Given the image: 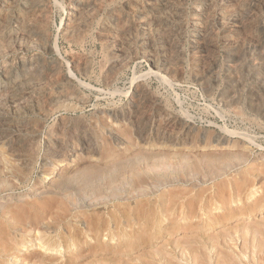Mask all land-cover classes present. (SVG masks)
I'll return each mask as SVG.
<instances>
[{"label":"rangeland","instance_id":"1","mask_svg":"<svg viewBox=\"0 0 264 264\" xmlns=\"http://www.w3.org/2000/svg\"><path fill=\"white\" fill-rule=\"evenodd\" d=\"M11 1H0V264H264V0ZM201 12L213 26L196 50ZM217 13L224 27L238 19L227 37Z\"/></svg>","mask_w":264,"mask_h":264},{"label":"bare ground","instance_id":"2","mask_svg":"<svg viewBox=\"0 0 264 264\" xmlns=\"http://www.w3.org/2000/svg\"><path fill=\"white\" fill-rule=\"evenodd\" d=\"M0 1H1V0H0ZM2 1H3V0H2ZM17 1H18V0H17ZM28 1H35L37 4H39V5L41 4V5H42L43 1H45V0H24V1L22 2V4H20V5H21V6L23 5V6L25 7V3L28 2ZM46 1H47V0H46ZM46 1H45V2H46ZM72 1H73V0H72ZM91 1H92V0H91ZM98 1H100V0H98ZM98 1H97V3H98ZM150 1H151V0H150ZM153 1H154V0H153ZM156 1H158V0H156ZM159 1H160V0H159ZM170 1H171V0H170ZM198 1H201V0H198ZM205 1H206V0H205ZM216 1H217V0H216ZM218 1H219V0H218ZM237 1H238V0H237ZM242 1H243V0H242ZM242 1H241V2H242ZM11 2H14V1L12 0ZM48 2H49V0H48ZM70 2H71V1H70ZM70 2H69V3H70ZM81 2H82V1H81ZM86 2H87V1H86ZM89 2H90V1H89ZM93 2H94V0H93ZM148 2H149V0H148ZM168 2H169V1H168ZM191 2H192V0H191ZM207 2H208V1H207ZM221 2H222V0H221ZM3 3H5V2H3ZM36 3H35V4H36ZM83 3H84V1H83ZM83 3H82V4H83ZM94 3H96V2H94ZM99 3H101V2H99ZM99 3H98V4H99ZM185 3H186V2H185ZM192 3H193V2H192ZM201 3H204V0H203V2H201ZM7 4H8V3H7ZM14 4H15V3H14ZM16 4H17V2H16ZM28 4H29V3H28ZM35 4H34V5L32 4V5L35 7ZM48 4H49V3H48ZM87 4H88V3H87ZM91 4H93V3H91ZM153 4H154V3H152V5H153ZM162 4H163V3H162ZM167 4H168V3H167ZM167 4H166V5H167ZM169 4H170V3H169ZM182 4H183V3H182ZM210 4H212V3L210 2ZM214 4H215V3H214ZM10 5H11V4H10ZM12 5H13V3H12ZM43 5H45V3H43ZM73 5H74V4H73ZM94 5H95V4H94ZM94 5H93V7H94ZM100 5H101V4H100ZM112 5H113V4H112ZM198 5H199V4H198ZM216 5H217V4H216ZM239 5H240V4H239ZM244 5H245V4H244ZM1 6L3 7V5H1ZM28 6H29V5H28ZM37 6H38V5H37ZM47 6H48V5H47ZM58 6H59V5H58ZM95 6H96V5H95ZM116 6H117V5H116ZM146 6H147V5H145V7H146ZM163 6H164V5H163ZM167 6H168V5H167ZM170 6H171V4H170ZM194 6H195V5H194ZM201 6H202V5H201ZM203 6H204V5H203ZM206 6H207V5H206ZM248 6H249V5H248ZM4 7H5V6H4ZM12 7H13V6H12ZM26 7H27V6H26ZM61 7H63V6H61ZM76 7H77V8H75V9L72 10V11L74 12V14L76 13L75 11H77V10H81V9H82V8H80V5H79L78 3L76 4ZM82 7H83V5H82ZM85 7H86V6H85ZM89 7H90V6H89ZM106 7H107V6H106ZM160 7H161V4H160ZM164 7H165V6H164ZM164 7H163V8H164ZM173 7H174V6H173ZM208 7H209V6H208ZM211 7H212V6H210V8H211ZM214 7H215V6H214ZM7 8H8V6H7ZM18 8H19V7H18ZM42 8H43V7H42ZM71 8H72V7H71ZM73 8H74V7H73ZM95 8H96V7H94V9H95ZM103 8H104V7H103ZM113 8H114V7H113ZM116 8H117V7H116ZM149 8H150V7H149ZM149 8H147V11H148ZM161 8H162V7H161ZM166 8H167V7H166ZM192 8H193V7H192ZM195 8H197V7H195ZM205 8H206V7H205ZM215 8H216V7H215ZM217 8H218V7H217ZM217 8H216V9H217ZM225 8H226V7H225ZM8 9H9V8H8ZM11 9H12V8H11ZM11 9H10V10H11ZM14 9H15V8H14ZM44 9H45V8H44ZM47 9H48V8H47ZM68 9H69V8H68ZM88 9H89V8H88ZM153 9H154V8H153ZM157 9H158V7H157ZM176 9H177V8H176ZM206 9H207V8H206ZM208 9H209V8H208ZM226 9H227V8H226ZM240 9H241V8H240ZM245 9H246V8H244V11H245ZM12 10H13V9H12ZM42 10H43V9H42ZM66 10H67V9H66ZM83 10H84V9H83ZM98 10H99V9H98ZM98 10H96V11H98ZM117 10H118V9H117ZM124 10H125V9H124ZM140 10H141V9H140ZM142 10H143V8H142ZM145 10H146V9H145ZM151 10H152V9H151ZM162 10H163V9H162ZM167 10H169V9H167ZM172 10H173V9H172ZM172 10H171V11H172ZM192 10H194V9H192ZM209 10H210V9H209ZM209 10H208V11L206 10L207 13L209 12ZM224 10H225V9H224ZM7 11H8V10H7ZM7 11H6V13H7ZM19 11H20V10H19ZM27 11H28V10H27ZM30 11H31V8H30ZM32 11H33V9H32ZM62 11H63V10H62ZM81 11H82V10H81ZM138 11H139V10H138ZM152 11H153V10H152ZM152 11H151V12H152ZM171 11H170V12H171ZM218 11H220V9H219ZM234 11H235V10H233V13H234ZM241 11H242V10H241ZM246 11H247V10H246ZM3 12H4V11H3ZM14 12H15V11H14ZM14 12H13V13H14ZM22 12H25V11L23 10ZM34 12H35V11H34ZM34 12H32V13H34ZM40 12H41V11H40ZM43 12H45V10H43ZM46 12H47V11H46ZM46 12H45V13H46ZM87 12H88V10H87ZM115 12H116V11H115ZM139 12H140V11H139ZM139 12H138V13H139ZM142 12H143V11H142ZM154 12H155V11H154ZM160 12H161V11H160ZM197 12H198V11H197ZM202 12H203V11H202ZM202 12H201V13H202ZM204 12H205V11H204ZM211 12H212V10H211ZM211 12H209V13H210V15L212 16ZM222 12H223V10H222ZM238 12H239V10H238ZM8 13H9V12H8ZM8 13H7V15H6L7 17H5V18H3V19L6 20V18H7V19L9 18L10 15L8 16ZM17 13H18V12H17ZM25 13H26V12H25ZM29 13H30V12H29ZM70 13H71V11H70ZM70 13H69V15H70ZM82 13H84V12H82ZM85 13H86V12H85ZM144 13H145V12H144ZM146 13H147V12H146ZM163 13H164V10H163ZM167 13H168V12H167ZM191 13H192V12H191ZM191 13H190V14H191ZM193 13H194V12H193ZM235 13H236V12H235ZM235 13H234V14H235ZM251 13H252V12H251ZM26 14H27V13H26ZM36 14H37V13H36ZM78 14H79V13H78ZM78 14H77V15H78ZM91 14H93V13H91ZM96 14H97V13H96ZM96 14H95V15H96ZM111 14H112V13H111ZM151 14H152V13H151ZM151 14H150V15H151ZM153 14H154V13H153ZM164 14H165V13H164ZM164 14H160V16H161V15H164ZM172 14H173V13H172ZM196 14H197V13H196ZM218 14H219V13H217V15H218ZM226 14H227V13H226ZM240 14H241V12H240ZM240 14H238V18H239V15H240ZM248 14H249V13H248ZM4 15H5V14H4ZM16 15H17V14H16ZM18 15H19V14H18ZM18 15H17V16H18ZM30 15H31V13H30ZM37 15H38V14H37ZM42 15H44V14H42ZM47 15H48V14H47ZM84 15H85V14H84ZM116 15H118V14L116 13L115 16H116ZM141 15H142V13H141ZM145 15H146V14H145ZM148 15H149V14H148ZM156 15H159V14H157V11H156ZM168 15H169V13H168ZM179 15H181V13H180ZM197 15H199V14H197ZM206 15L208 16V14H206ZM206 15H205V16H206ZM215 15H216V14H215ZM223 15H224V14H223ZM228 15H229V13L227 14V17L229 18L230 15H229V16H228ZM242 15H243V14H242ZM19 16H20V15H19ZM31 16H32V15H31ZM39 16H40V15H39ZM44 16H45V15H44ZM44 16H43V17H44ZM70 16H71V15H70ZM73 16H75V15H73ZM79 16H81V15H79ZM190 16H191V15H190ZM195 16H196V15H195ZM203 16H204V13L200 14L198 18H195V19L193 18L192 21H191V23H190V24H191V27H190V28L187 27V29H188V28L190 29L189 34L191 33V36H192L191 38H190V37H189V38H190V39L194 38V40L196 41L195 43H193V44L196 46V47H195L196 50H197V49H199V50L202 49V46H201L200 44L204 43V42H203V40H204V36L206 35V33H207L208 31H210V30L212 29V26H213V25H211L210 23H207V22L205 21L206 18L203 19ZM221 16H222V13H221ZM221 16L219 17V15H218V17H214V18H215V23H216V25L218 26V29L220 28V29L222 30V33L225 34V37H227L228 33L230 32V31H229V28L232 27L233 25H235V26L237 27V24H238V23H237V20H238V19L236 20V18H234L233 14H232L231 16H233V17H231L230 19H226V20H228V22H230V24H231L230 27H228V26L226 25V26L228 27V28H227L226 26L224 27V25H225V24H224V21H225V20H224V18L221 17ZM224 16H225V15H224ZM1 17H2V16H1ZM10 17H12V15H11ZM13 17H14V16H13ZM25 17H27V16H25ZM35 17H36V16H35ZM35 17H34V19H36V18L38 19V16H37L36 18H35ZM40 17H41V16H40ZM77 17H78V16H77ZM88 17H89V16H88ZM142 17H143V16H142ZM142 17H141V18H142ZM148 17H149V16H148ZM164 17H165V19H166V16H164ZM170 17H171V15H170ZM181 17H182V16H181ZM196 17H197V16H196ZM209 17H210V16H209ZM209 17H207V18H209ZM240 17H241V15H240ZM246 17L248 18V16H246ZM250 17H251V16H250ZM250 17H249V18H250ZM262 17H263V16H262ZM14 18H15V17H14ZM20 18H21V17H20ZM20 18H19V19H20ZM23 18H24V17H23ZM32 18H33V17H32ZM82 18H84V17H82ZM85 18H86V17H85ZM117 18H118V17H117ZM141 18H140V20H142ZM153 18H154V17H153ZM156 18H158V17H156ZM156 18H155V19H156ZM167 18H168V17H167ZM171 18H172V17H171ZM173 18H174V17H173ZM178 18H179V17H178ZM186 18H187V17H186ZM211 18H213V16H212ZM247 18H246V19H247ZM251 18H254V17L252 16ZM251 18H250V19H251ZM16 19H17V18H16ZM29 19H31V18H29ZM42 19H43V18H42ZM69 19H70V18H69ZM89 19H90V17L88 18V20H89ZM145 19H147L146 16H145ZM148 19H149V18H148ZM165 19H163V20L165 21ZM168 19H170V18H168ZM241 19H243V18H241ZM20 20H21V19H20ZM27 20H28V19H27ZM39 20H40V19H39ZM70 20H71V19H70ZM78 20H79V19H78ZM80 20H81V19H80ZM85 20H86V19H85ZM85 20H84V21H85ZM116 20H118V19H116ZM151 20H152V19H151ZM182 20H183V19H182ZM187 20H188V19H187ZM211 20H212V19H211ZM213 20H214V19H213ZM243 20H244V19H243ZM252 20H253V19H252ZM254 20H255V19H254ZM1 21H3V20H1ZM36 21H37V20H36ZM41 21H42V20H41ZM72 21H73V20H72ZM130 21H131V20H130ZM134 21H135V20H134ZM153 21H154V20H153ZM153 21H152V22H153ZM157 21H158V20H157ZM172 21H173V20H172ZM174 21H175V20H174ZM188 21H190V19H189ZM188 21H187V22H188ZM207 21H208V20H207ZM241 21H242V20H241ZM247 21H249V20H247ZM250 21H251V20H250ZM3 22H4V21H3ZM3 22H2V23H3ZM18 22H19V21H18ZM67 22H68V21H67ZM74 22H75V21H74ZM74 22H73V23H74ZM80 22H81V21H79V23H78L79 25H80ZM85 22H87V21H85ZM89 22H90V21H89ZM92 22H93V21H92ZM119 22H121V21H119ZM158 22H159V21H158ZM176 22H177V21H176ZM244 22H245V20H244ZM259 22H260V21H259ZM10 23H11V22H10ZM12 23H13V22H12ZM24 23H25V22H24ZM30 23H31V22H30ZM38 23H41V22H38ZM82 23H83V22H82ZM127 23H128V22H127ZM137 23H138V22H137ZM164 23H165V22H164ZM182 23H183V22H182ZM215 23H214V24H215ZM225 23H226V22H225ZM3 24H4V23H3ZM16 24H17V22H16ZM27 24H29V23H27ZM41 24H42V23H41ZM75 24H76V23H75ZM75 24H73V25H75ZM90 24H91V23H90ZM150 24H151V23H150ZM159 24L162 25L161 22H160ZM178 24H179V23H178ZM184 24H185V23H184ZM223 24H224V25H223ZM226 24H227V23H226ZM243 24H244V23H243ZM254 24H258V23H254ZM260 24H261V23H260ZM11 25H12V24H11ZM83 25H84V23H83ZM122 25H124V24L122 23ZM138 25H140V28H138V29H140L141 33H143V32H142V28L147 27L149 24H148L146 21H142V22H140ZM138 25H135V24H134L133 27H135V26L138 27ZM152 25H153V24H152ZM155 25H156V24H155ZM160 25H159V26H155V27H156V28H157V27L159 28ZM186 25H187V23H186ZM241 25H242V24H241ZM250 25H251V24H250ZM2 26H3V25H2ZM5 26H6V25H5ZM17 26H18V25H17ZM37 26H38V25H37ZM41 26H42V25H41ZM45 26H46V25H45ZM67 26H68V25H67ZM67 26H66V27H67ZM70 26H71V24L69 23V26H68V27H70ZM119 26H120V25H119ZM130 26L132 27V25H130ZM182 26H183V25H182ZM214 26H215V25H214ZM235 26H234V27H235ZM253 26H254V25H253ZM256 26H257V25H256ZM3 27H4V26H3ZM13 27H15V26H13ZM38 27H39V26H38ZM43 27H44V25H43ZM43 27H42V28H43ZM77 27H78V26H77ZM81 27H82V26H81ZM88 27H89V26H88ZM131 27H130V28H131ZM137 27H136V28H137ZM161 27H163V26H161ZM172 27H173V26H172ZM175 27H176V26H175ZM178 27H179V26H178ZM183 27H184V26H183ZM183 27H181V28H183ZM185 27H186V26H185ZM236 27H235V28H236ZM0 28H1V27H0ZM6 28H7V27H6ZM10 28H11V27H10ZM29 28H32V27H29ZM70 28H71V27H70ZM70 28H69V29L66 28V31H67V29L70 31V30H71ZM82 28H83V27H82ZM119 28H120V27H119ZM128 28H129V27H128ZM128 28H127V30H128ZM152 28H153V26H152ZM156 28H155V29H156ZM179 28H180V27H179ZM179 28H178V29H179ZM214 28H215V27H214ZM214 28H213V31H214ZM216 28H217V27H216ZM257 28H258V27H257ZM4 29H5V28H4ZM34 29L36 30V28H34ZM34 29H32V30H34ZM45 29H46V27H45ZM72 29H73V27H72ZM85 29H86V28H85ZM87 29H88V28H87ZM123 29H124V28H123ZM123 29H122V30H123ZM147 29H149V28H147ZM150 29H151V28H150ZM150 29H149V32H150ZM162 29H163V28H162ZM168 29H169V28H168ZM168 29H167V31H168ZM238 29H239V28H238ZM250 29H251V28H250ZM1 30H2V29H1ZM8 30H9V29H8ZM10 30H12V29H10ZM10 30H9V31H10ZM18 30H19V29H18ZM25 30H26V29H25ZM46 30H47V29H46ZM63 30H64V29H63ZM83 30H84V29H83ZM117 30H118V29H117ZM135 30H137V29H135ZM176 30H177V29H176ZM176 30H175V31H176ZM235 30H236V29H235ZM239 30H240V29H239ZM12 31H13V30H12ZM16 31H17V30H16ZM19 31H20V30H19ZM28 31H29V30H28ZM36 31H37V30H36ZM36 31H33V32H36ZM38 31H39V30H38ZM38 31H37V32H38ZM44 31H45V30H44ZM44 31H42V32H44ZM74 31H75V30L73 29L72 32H74ZM79 31H80V28H79ZM140 31H139V32H140ZM144 31H145V30H144ZM160 31H161V30H160ZM175 31H174V32H175ZM179 31H182V30H179ZM187 31H188V30H187ZM211 31H212V30H211ZM215 31H216V30H215ZM228 31H229V32H228ZM231 31H232V30H231ZM233 31H234V30H233ZM245 31H246V30H245ZM245 31H242L243 34L246 33ZM248 31H249V30H247V32H248ZM255 31H257V29H256ZM3 32L5 33V31H3ZM6 32H7V31H6ZM31 32H32V31H31ZM40 32H41V31H40ZM45 32H46V31H45ZM72 32H71V33H72ZM77 32H78V31H77ZM84 32H85V31H84ZM119 32H120V31H119ZM136 32H138V31H136ZM146 32H147V31H146ZM154 32H156V31H154ZM162 32H164V31L162 30ZM172 32H173V31H172ZM172 32H170V30H169V34L172 33ZM177 32H178V31H177ZM182 32H184V31H182ZM0 33H2V32H0ZM9 33H10V32H9ZM82 33H83V32H82ZM141 33H137V34H140V35H141ZM184 33H185V32H184ZM217 33H218V30H217ZM217 33H216V34H217ZM248 33H249V32H248ZM251 33H252L251 35H253L254 31L251 32ZM256 33H257V32H256ZM10 34H12V33H10ZM14 34H15V33H14ZM17 34H18V33H17ZM34 34H35V33H34ZM41 34H44V33H41ZM79 34H81V31H80ZM79 34H75V35H79ZM152 34H153V33H152ZM152 34H151V35H152ZM159 34H160V33H159ZM161 34H162V33H161ZM173 34H175V33H173ZM181 34H182V33H181ZM185 34H186V33H185ZM246 34H247V33H246ZM246 34H245V35H246ZM260 34H261V32H260ZM0 35H1V34H0ZM18 35H19V34H18ZM18 35H17V36H18ZM49 35H50V34H49ZM71 35H72V34H71ZM147 35H148V34H147ZM167 35H168V34H167ZM170 35H171V37H172V34H170ZM176 35H177V34H176ZM176 35H173V36H176ZM178 35H179V34H178ZM178 35H177V36H178ZM238 35H239V32H238ZM241 35H242V33H241ZM247 35H248V34H247ZM247 35H246V36H247ZM249 35H250V33H249ZM256 35H257V34H256ZM261 35H262V34H261ZM8 36H9V34H8ZM13 36H14V35H13ZM21 36H23V35H21ZM21 36H20V37H21ZM44 36H45V35H44ZM80 36H81V35H80ZM144 36H145V35H144ZM156 36H157V33H156ZM188 36H189V35H188ZM211 36H212V35H211ZM220 36H222V35H220ZM234 36H235V32H234ZM236 36H237V35H236ZM236 36H235V37H236ZM242 36H244V35H242ZM258 36H259V34H258ZM24 37H25V35H24ZM27 37H28V36H27ZM37 37H38V36H37ZM69 37H70V36H69ZM139 37H140V36H139ZM168 37H169V36H168ZM171 37H169V39H171ZM179 37H180V36H179ZM225 37H224V38H225ZM230 37H231V36H230ZM248 37H249V36H248ZM248 37H247V39H248ZM254 37H255V36H254ZM2 38H3V37H2ZM10 38H11V37H10ZM45 38H47V37H45ZM73 38H74V37H73ZM78 38H79V37H78ZM132 38H133V37H132ZM137 38H138V36H137ZM137 38H136V39H137ZM151 38H152V36H151ZM155 38H156V37H155ZM165 38H166V37H165ZM175 38H176V37H175ZM175 38H174V39H175ZM180 38H181V37H180ZM182 38H184V37H182ZM208 38H210V37H208ZM214 38H215V37H214ZM214 38H213V39H214ZM237 38H238V37H237ZM240 38H241V36H240ZM256 38H257V37H256ZM8 39H9V37H8ZM32 39H33V38H32ZM148 39H149V38H148ZM158 39H160V38H158ZM177 39H178V38H177ZM187 39H188V38H187ZM233 39H235V38H233ZM251 39H252V36H251ZM2 40H3V39H2ZM5 40H6V39H5ZM40 40H42V39H40ZM43 40H44V38H43ZM69 40H70V39H69ZM139 40H140V39H139ZM156 40H157V39H156ZM164 40H165V39H164ZM164 40H163V41H164ZM167 40H168V39H167ZM175 40H176V39H175ZM175 40H173V41H175ZM181 40H182V39H181ZM211 40H212V39H211ZM218 40H219V39H218ZM220 40H221V38H220ZM227 40H228V39H227ZM253 40H255V39H253ZM16 41H17V40H16ZM23 41H24V40H23ZM23 41H21V42H23ZM25 41H26V39H25ZM31 41H33V40H31ZM34 41H35V38H34ZM45 41H46V40H45ZM76 41H77V40H76ZM140 41H141V40H140ZM144 41H146V40H144ZM149 41H150V40H149ZM161 41H162V40H161ZM171 41H172V40H171ZM173 41H172V42H173ZM186 41H187V40H186ZM207 41H208V40H207ZM214 41H215V40H214ZM225 41H226V40H225ZM229 41H230V40L227 41L228 44H229ZM246 41H247V40H246ZM260 41H261V40H260ZM260 41H258V42H260ZM0 42H1V41H0ZM2 42L5 43V41H2ZM2 42H1V43H2ZM6 42H7V41H6ZM13 42H14V41H13ZM27 42H28V41H27ZM29 42H30V41H29ZM41 42H42V41H41ZM138 42H139V41H138ZM158 42H159V41H158ZM164 42H165V41H164ZM164 42H162V43H164ZM166 42H167V41H166ZM175 42H176V41H175ZM188 42H189V41H188ZM211 42H212V41H210V43H211ZM219 42H220V41H219ZM247 42H249V41H247ZM251 42L253 43V41H251ZM258 42H257L256 44H258ZM17 43H20V42H17ZM25 43H26V42H25ZM32 43H33V42H32ZM32 43H29V46H30V44H32ZM43 43H44V42H43ZM170 43H171V42H170ZM221 43H222V42H221ZM236 43H237V42H236ZM249 43H250V42H249ZM260 43H261V42H260ZM5 44L7 45V43H5ZM11 44L14 45L13 43H11ZM37 44H39V43L37 42ZM40 44H41V43H40ZM46 44H47V43L45 42V45H46ZM53 44H54V43H53ZM140 44H141V43H140ZM164 44H165V43H164ZM167 44H168V43H167ZM174 44H175V43H173L172 45H174ZM190 44H191V43H190ZM193 44H192V45H193ZM211 44H214V43L212 42ZM223 44H224V43H223ZM230 44H231V43H230ZM27 45H28V44H27ZM48 45H49V44H48ZM160 45H161V43H160ZM160 45H158V46H160ZM162 45H163V44H162ZM172 45H171V46H172ZM178 45H179V44H178ZM237 45H238V44H237ZM250 45H251V43H250ZM258 45H260V44H258ZM9 46H10V45H9ZM9 46H8V47H9ZM33 46H34V45H33ZM49 46H50V45H49ZM54 46H55V44H54ZM136 46H137V45H136ZM139 46H140V45H139ZM145 46H146V45H145ZM156 46H157V45H156ZM180 46H181V45H180ZM180 46H179V47H180ZM207 46H208V43H207ZM207 46H206V48H207ZM225 46H226V43H225ZM248 46H249V45H248ZM255 46H256V45H255ZM260 46H261V45H260ZM263 46H264V45H263ZM2 47H3V46H2ZM30 47H31V46H30ZM133 47H134V44H133ZM137 47H138V46H137ZM141 47H142V46H141ZM141 47H140V48H141ZM153 47H155V46H153ZM161 47H163V46H161ZM175 47H176V46H175ZM192 47H193V46H192ZM204 47H205V46H204ZM229 47H230V46H229ZM231 47L233 48V46H231ZM239 47H240V46H239ZM239 47H238V49H239ZM249 47H251V46H249ZM257 47H258V46H257ZM18 48H19V47H18ZM21 48H22V47H21ZM44 48H45V47H44ZM129 48H130V47H129ZM142 48H145V47H142ZM157 48H158V47H157ZM200 48H201V49H200ZM208 48H209V46H208ZM227 48H228V47H227ZM236 48H237V47H236ZM259 48H260V47H259ZM263 48H264V47H263ZM23 49H24V48H23ZM41 49H42V48H41ZM41 49H40V50H41ZM113 49H114V48H113ZM146 49H147V48H146ZM154 49H155V48H154ZM159 49H160V48H159ZM172 49H174V48H172ZM180 49L182 50V48H180ZM195 49H194V50H195ZM213 49H214V48H213ZM213 49H212V50H213ZM238 49H237V50H238ZM240 49H241V48H240ZM242 49H243V48H242ZM257 49H258V48H257ZM1 50H2V49H1ZM6 50H7V49H6ZM6 50H4V52H5ZM13 50H14V49H13ZM13 50H11V51H13ZM15 50H16V48H15ZM19 50H20V49H19ZM50 50L54 52V51H55V48H52V47H51ZM137 50H138V49H137ZM143 50H145V49H143ZM176 50H177V49H176ZM181 50H179V48H178V51H181ZM191 50H193V48H192ZM205 50H206V49H205ZM205 50H204V51H205ZM212 50H211V51H212ZM7 51H8V50H7ZM43 51H44V50H43ZM131 51H132V50H131ZM139 51H141V50H139ZM157 51H158V49H157ZM160 51H161V50H160ZM160 51H159V53H161ZM168 51H169V50H168ZM208 51H210V50H208ZM225 51H226V50H225ZM246 51H247V50H246ZM246 51H245V52H246ZM259 51H263V50H259ZM4 52H2V53H4ZM15 52H16V51H15ZM24 52H25V51H24ZM28 52H29V51H28ZM153 52H154V51H153ZM155 52H156V50H155ZM155 52H154V53H155ZM205 52H206V51H205ZM213 52H214V50H213ZM9 53H10V52H9ZM16 53H18V52H16ZM115 53H116V52H115ZM140 53L142 54V52H140ZM149 53H150V52H149ZM169 53H170V52H169ZM172 53H173V52H172ZM177 53H178V52H177ZM197 53H198V52H197ZM206 53H207V52H206ZM231 53H232V52H231ZM233 53H234V52H233ZM235 53H236V52H235ZM247 53H248V51H247ZM249 53H250V52H249ZM252 53H253V51H252ZM4 54H5V53H4ZM125 54H128V53H125ZM151 54H152V53H151ZM180 54H181V53H180ZM180 54H179V55H180ZM193 54H194V53H192V55H193ZM195 54H196V53H195ZM198 54H200V53H198ZM208 54H209V53H208ZM214 54H215V53H214ZM229 54H230V52H229ZM229 54H228V55H229ZM259 54H260V53H259ZM57 55H58V54H57ZM142 55H143V54H142ZM145 55H146V54H145ZM155 55H156V54H155ZM179 55L177 56L178 58H179ZM236 55H238V54H236ZM239 55H240V54H239ZM239 55H238V56H239ZM248 55H250V54H248ZM253 55H254V54H252V56H253ZM0 56H1V54H0ZM19 56H20V55H18V57H19ZM126 56H127V55H126ZM126 56H125V57H126ZM153 56H154V55H153ZM156 56H158V55H156ZM156 56H155V57H156ZM202 56H203V55H202ZM233 56H234V55H233ZM244 56H245V55H244ZM256 56H257V55H256ZM3 57H4V56H3ZM9 57H10V56H9ZM56 57H57V56H56ZM116 57H117V56H116ZM145 57H146V56H145ZM159 57H160V56H159ZM241 57H242V56H241ZM10 58H11V57H10ZM14 58H15V56H14ZM54 58H55V57H54ZM150 58H151V57H150ZM152 58H154V57H152ZM167 58H168V57H167ZM167 58H166L165 60H167ZM194 58H195V56H194ZM204 58H205V57H204ZM239 58H240V57H239ZM246 58L248 59V57H246ZM256 58H257V57H256ZM3 59H4V58H3ZM16 59H17V57H16ZM37 59H38V58H37ZM37 59H36V60H37ZM58 59H59V57H58ZM135 59H136V58H135ZM160 59H161V57H160ZM160 59H159V60H160ZM163 59H164V57H163ZM171 59H172V57H171ZM261 59H262V60H261V65H264V57H262ZM8 60H9V59H8ZM8 60H6V61H8ZM13 60H15V59H13ZM17 60H18V59H17ZM23 60H24V59H23ZM29 60H30V59H29ZM42 60H43V59L41 58V61H42ZM106 60H107V59H106ZM109 60H111V59H109ZM120 60H121V59H120ZM120 60H119V62H120ZM148 60H149V59H148ZM159 60H158V61H159ZM173 60H174V59H172V61H173ZM239 60H240V59H239ZM32 61H33V60H32ZM150 61H151V60H150ZM195 61H196V60H195ZM249 61H251V60H249ZM249 61H248V62H249ZM9 62H10V61H9ZM9 62H8V63H9ZM12 62H13V61H12ZM14 62H15V61H14ZM34 62H36V61H34ZM38 62H39V61H38ZM48 62H50V61H48ZM57 62H58V60H57ZM113 62H114V61H112V63H113ZM161 62H162V61H161ZM161 62H159V63H161ZM164 62H165V61H164ZM176 62H177V61H176ZM180 62H181V61H180ZM256 62H257V61H255V63H256ZM1 63H2V62H1ZM1 63H0V64H1ZM25 63H26V62H25ZM44 63H45V61H44ZM44 63H43V64H44ZM58 63H59V62H58ZM109 63H110V62H109ZM169 63H171V62H169ZM178 63H179V61H178L177 63H174V64L177 65ZM237 63H238V61H237ZM246 63H247V61H246ZM23 64H24V63H23ZM34 64H36V63H34ZM106 64H107V63H106ZM106 64H105V65H106ZM171 64H172V63H171ZM194 64H195V63H194ZM197 64H198V63H197ZM204 64H205V63H204ZM228 64H229V63H228ZM243 64H244V63H243ZM249 64H250V63H249ZM251 64H252V63H251ZM4 65H5V64H4ZM8 65H10V64H8ZM18 65H19V64H18ZM56 65H57V64H56ZM112 65H113V64H112ZM112 65H111V66H112ZM153 65H154V64H153ZM155 65H157V64H155ZM158 65H159V64H158ZM162 65H163V64H162ZM162 65H161V66H162ZM167 65H169V64H167ZM200 65H201V64H200ZM2 66H3V64H2ZM11 66H12V65H11ZM19 66H20V65H19ZM32 66L35 67V65H32ZM41 66H42V64H41ZM43 66H44V65H43ZM103 66H104V65H103ZM109 66H110V65H109ZM115 66H116V65H115ZM161 66H160V68H161ZM172 66H173V65H172ZM172 66H171V67H172ZM174 66H175V65H174ZM174 66H173V67H174ZM190 66H191V65H190ZM194 66H195V65H194ZM197 66H198V65H197ZM0 67H1V66H0ZM21 67L23 68V66H21ZM29 67H31V64L29 65ZM34 67H33V68H34ZM39 67H40V66H39ZM49 67H50V66H49ZM104 67H105V66H104ZM112 67H113V66H112ZM162 67H163V66H162ZM167 67H168V66H167ZM175 67H176V66H175ZM229 67H230V66H229ZM11 68H12V67H11ZM25 68H26V67H25ZM40 68H41V67H40ZM42 68H44V67H42ZM45 68H46V67H45ZM54 68H57V66L55 67V65H54ZM154 68H157V67H154ZM168 68H170V67H168ZM178 68H180L179 65H178ZM194 68H195V67H194ZM196 68H197V67H196ZM222 68H223V67H222ZM227 68H228V67H227ZM230 68H231V67H230ZM234 68H236L235 65H234ZM259 68H260V69L257 70V71H260V73H261V72L264 70V66H260ZM5 69H6V68H5ZM13 69H14V67H13ZM16 69H17V68H16ZM19 69H21V68H19ZM26 69H27V68H26ZM157 69H159V66H158ZM164 69H165V68H164ZM170 69H171V68H170ZM174 69H175V68H174ZM197 69H198V68H197ZM204 69H205V68H204ZM228 69H229V68H228ZM236 69H237V68H236ZM10 70H11V69H10ZM10 70H9V71H10ZM45 70H46V69H45ZM52 70H53V69H52ZM110 70H111V69H110ZM153 70H154V69H153ZM161 70H162V69H161ZM165 70H167V69H165ZM168 70H169V69H168ZM168 70H167V71H168ZM172 70H173V69H172ZM233 70H234V69H233ZM17 71H18V70H17ZM55 71H56V70H55ZM55 71H54V73H55ZM173 71H175V70H173ZM176 71H178V70H176ZM176 71H175V72H176ZM190 71H191V70H190ZM211 71H212V70H211ZM228 71H229V70H228ZM235 71H236V70H235ZM49 72H50V71H49ZM51 72H52V71H51ZM101 72H102V71H101ZM105 72H106V71H105ZM168 72H169V71H168ZM184 72H185V71H184ZM209 72H210V71H209ZM233 72H234V71H233ZM11 73H12V72H11ZM13 73H14V72H13ZM19 73H22V72H19ZM34 73H35V72H34ZM38 73H39V72H38ZM106 73H107V72H106ZM109 73H110V72H109ZM169 73H170V72H169ZM171 73H172V72H171ZM171 73H170V74H171ZM176 73H177V72H176ZM176 73H175V74H176ZM196 73H197V71H196ZM202 73H203V72H202ZM223 73H224V72H223ZM228 73H229V72H228ZM231 73H232V72H231ZM242 73H243V72H242ZM16 74H17V73H16ZM16 74H14V75H16ZM24 74H25V73H24ZM44 74H45V73H44ZM50 74H52V73H50ZM172 74H173V73H172ZM180 74H181V73H180ZM192 74H193V73H192ZM194 74H195V73H194ZM207 74H208V73H207ZM210 74H212V73H210ZM238 74H239V73H237V75H238ZM12 75H13V74H12ZM26 75H27V74H26ZM30 75H31V74H30ZM32 75H33V74H32ZM42 75H43V73H42ZM46 75H47V74H46ZM48 75H49V74H48ZM48 75H47V76H48ZM178 75H179V74H178ZM197 75H198V74H197ZM197 75H196V77H195L194 75H192V76H194V77L198 80V76H197ZM226 75H227V73H226ZM231 75H232V74H231ZM19 76H20V74H19ZM19 76H18V77H19ZM27 76H28V75H27ZM34 76H35V75H34ZM169 76H170V75H169ZM169 76H168V77H169ZM175 76H176V75H175ZM181 76H182V75H181ZM200 76H201V75H200ZM200 76H199V77H200ZM211 76H212V75H211ZM227 76H228V75H227ZM229 76H230V74H229ZM242 76H243V75H242ZM259 76H260L259 79H260L262 85H264V72L261 73ZM12 77H13V76H12ZM24 77H25V76H24ZM24 77H23V78H24ZM35 77H36V76H35ZM59 77H60V76H59ZM62 77H63V76H62ZM216 77L219 78L218 76H216ZM225 77H226V76H225ZM232 77H233V76H232ZM235 77H236V76H235ZM247 77H248V76H247ZM0 78H1V77H0ZM8 78H9V77H8ZM10 78H11V77H10ZM14 78H15V77H14ZM32 78H33V77H32ZM73 78H74V76H73ZM170 78H171V77H170ZM172 78H173V77H172ZM177 78H179V80H180L181 77H178V76H177ZM182 78H183V77H182ZM191 78H192V77H191ZM203 78H204V77H203ZM239 78H240V76H239ZM21 79H22V78H21ZM58 79H59V78H58ZM61 79H62V78H61ZM63 79H64V78H63ZM65 79L69 82L70 80H72V77H71V76H67ZM111 79H112V78H111ZM159 79H160V78H159ZM201 79H202V78H201ZM224 79H225V78H224ZM224 79H223V80H224ZM231 79H232V78H231ZM231 79H230V81H232ZM235 79H236V78H235ZM241 79H242V78H241ZM0 80H1V79H0ZM19 80H20V79H19ZM33 80H34V79H33ZM36 80H37V79H36ZM220 80H221V79H220ZM243 80H244V79H243ZM243 80H242V81H243ZM38 81H39V80H38ZM60 81H61V80H60ZM184 81H185V79H184ZM202 81H203V80H202ZM224 81H225V80H224ZM227 81H228V80H227ZM237 81L239 82V80H236V82H237ZM7 82H8V81H7ZM20 82H21V81H20ZM30 82H31V81H30ZM33 82H36V81H33ZM199 82H200V81H199ZM213 82H214V81H213ZM218 82H219V81H218ZM240 82H241V81H240ZM253 82H254V81H253ZM59 83H61V82H58V84H59ZM66 83H67V82H66ZM103 83H104V82H103ZM162 83H163V82H162ZM201 83H202V82H201ZM4 84H5V83H4ZM29 84H30V83H29ZM35 84H36V83H35ZM35 84H33V85H35ZM63 84H64V83H63ZM73 84H74V83H73ZM223 84H224V83H223ZM228 84H230V83H228ZM232 84H234V83H232ZM232 84H231V86H232ZM238 84H239L240 86L242 85V83H238ZM245 84H247V83H245ZM251 84H252V83H251ZM6 85H8V84H6ZM15 85H16V84H15ZM26 85H27V84H26ZM217 85H218V84H217ZM235 85H236V84H235ZM252 85H253V84H252ZM256 85H257V84H256ZM260 85H261V84H260ZM18 86H19V85H18ZM64 86H65V85H64ZM68 86H70V85L68 84ZM81 86H82V85H81ZM140 86H141V85H140ZM240 86H238V87H240ZM244 86H245V85H244ZM257 86H258V85H257ZM28 87H29V86H28ZM91 87H92V86H91ZM229 87H230V86H229ZM229 87H228V88H229ZM245 87H246V86H245ZM252 87H253V86H252ZM8 88H9V87H8ZM24 88H25V87H24ZM67 88H68V87H67ZM70 88H73V87L70 86ZM139 88H140V87H139ZM224 88H225V87H224ZM254 88H256V87L254 86L253 89H254ZM11 89H12V88H11ZM11 89H9V91H11ZM15 89H16V87H15ZM19 89H20V88H19ZM22 89H23V88H22ZM58 89H60V88H58ZM142 89H143V88H142ZM212 89H213V88H212ZM225 89H226V88H225ZM230 89H231V88H230ZM233 89H234V88H232V90H233ZM257 89H258V87H257ZM261 89H263V88H261ZM55 90H56V89H55ZM60 90H61V89H60ZM62 90H63V89H62ZM64 90H67V89H64ZM71 90H72V89H71ZM137 90H138V89H137ZM137 90H135V91L133 92V96L137 94ZM235 90H236V92H237L236 87H235ZM235 90H234V91H235ZM249 90H250V88H249ZM249 90H248V91H249ZM3 91H4V90H3ZM9 91H8V92H9ZM45 91H46V90H45ZM142 91H143V90H141V93H142ZM224 91H227V90H224ZM224 91H223V92H224ZM246 91H247V90H246ZM254 91H255V90H254ZM259 91H260V90H259ZM8 92H7V93H8ZM23 92H24V90H23ZM60 92H61V91H59V93H60ZM65 92H66V91H65ZM71 92H72V91H71ZM144 92H145V91H144ZM229 92H230V91H229ZM252 92H253V91H252ZM263 92H264V91H263ZM67 93H69V92H67ZM225 93H226V92H225ZM231 93H233V92H231ZM231 93H230V94H231ZM237 93H238V92H237ZM247 93H248V92H247ZM250 93H251V92H250ZM257 93H258V92H257ZM261 93H262V92H261ZM3 94H4V93H3ZM15 94H16V93H15ZM15 94H14V95H15ZM63 94H64V93H63ZM65 94H66V93H65ZM65 94H64V95H65ZM233 94H235V92H234ZM253 94H254V93H253ZM58 95H59V94H58ZM66 95H67V94H66ZM72 95H73V94H72ZM110 95H111V94H110ZM148 95H149V94H148ZM222 95H223V99H224V94H222ZM228 95H229V94H228ZM235 95H236V94H235ZM237 95H238V94H237ZM248 95H249V94H248ZM255 95H257V94H255ZM62 96H63V95H62ZM73 96H76V94L73 95ZM146 96H147V95H146ZM220 96H221V95H220ZM229 96H230V95H229ZM250 96H251V94H250ZM59 97H60V96H59ZM69 97H70V96H69ZM69 97H67V98H69ZM143 97H145V96H143ZM230 97H231V96H230ZM235 97H236V96H235ZM241 97H242V96H241ZM247 97H248V96H247ZM57 98H58V97H57ZM61 98H62V97H61ZM64 98H65V97H64ZM77 98H78V97H77ZM128 98H129V97H128ZM137 98L139 99V97H137ZM228 98H229V97H226V99H228ZM257 98H258V97H257ZM257 98H256V99H257ZM58 99H59V98H58ZM62 99H63V98H62ZM140 99H141V98H140ZM217 99H218V98H217ZM232 99H233V97H232ZM252 99H254V98H252ZM252 99H250V101H251ZM141 100H143V99H141ZM245 100H246V99H245ZM247 100H248V98H247ZM86 101H87V100H86ZM138 101H139V100H138ZM217 101H218V100H217ZM239 101H240V100H239ZM253 101H254V100H253ZM76 102H77V101H76ZM83 102H84V101H83ZM83 102H82V103H83ZM135 102H137V101H135ZM139 102H140V101H139ZM245 102H246V101H245ZM254 102H255V101H254ZM86 103H87V102H86ZM237 103H238V102H237ZM243 103H244V102H243ZM262 103H263V101H262ZM59 104H60V103H59ZM215 104H216V103H215ZM228 104H229V103H228ZM241 104H242V103H241ZM248 104H249V103H248ZM248 104H247V105H248ZM260 104H261V103H260ZM141 105H142V103H141ZM141 105H140V106H141ZM238 105H239V104H238ZM258 105H259V104H258ZM140 106H139V107H140ZM239 106H240V105H239ZM249 106H251V105H249ZM259 106H260V105H259ZM236 107H237V105H236ZM254 107H255V106H254ZM237 108H238V107H237ZM257 108H258V106H257ZM52 109H53V108H52ZM126 109H127V108H126ZM262 109H263V108H262ZM236 111H237V110H236ZM252 111H254V110H252ZM162 112H163V111H162ZM168 112H169V111H168ZM170 112H171V111H170ZM257 112H258V111H257ZM111 113H112V112H111ZM125 113H126V112H125ZM117 114H118V113H117ZM168 114H169V113H168ZM135 115H136V114H135ZM169 115H170V114H169ZM120 116H121V115H120ZM170 116H171V115H170ZM179 116H180V115H179ZM125 117H126V116H125ZM164 117H165V116H164ZM175 117H176V116H175ZM185 117H186V116H185ZM169 118H170V117H169ZM247 118H248V117H247ZM261 118H262V117H261ZM141 119H142V118H141ZM165 119L167 120V117L164 118V121H165ZM172 119H173V118H172ZM180 119H181V118H180ZM248 119H249V118H248ZM168 120H169V119H168ZM3 121H4V120H3ZM115 121H116V120H115ZM161 121H162V120H161ZM170 121H171V120H170ZM173 121H174V120H173ZM173 121H172V122H173ZM177 121H178V120H177ZM130 123H131V122H130ZM169 123H170V122H169ZM179 123H180V122H179ZM135 124H136V123H135ZM173 124H174V123H173ZM253 124H254V123H253ZM168 125H169V124H168ZM164 126H165V125H164ZM181 126H182V124H181ZM192 126H193V125H192ZM258 126H259V125H258ZM158 127H159V126H158ZM169 127H170V126H169ZM172 127H173V126H172ZM183 127H186L187 129L190 128V126H189L188 123H183ZM6 128H7V127H6ZM72 129H73V128H72ZM159 129H160V127H159ZM172 129H173V128H172ZM175 129H177V128H175ZM162 130H163V129H162ZM177 130L179 131V129H177ZM181 130H182V127H181ZM181 130H180V131H181ZM149 131H150V130H149ZM163 131H164V130H163ZM172 131H174V130H172ZM178 131H176V132H178ZM174 132H175V131H174ZM174 132H170V133H169L170 136H174V135H175ZM158 133H159V132H158ZM185 133H186V132H185ZM163 134H164V132H163ZM172 134H173V135H172ZM167 135H168V134H167ZM167 135H166V136H167ZM177 135H178V134H177ZM177 135H176V136H177ZM184 135H186V134H184ZM176 136H175V137H176ZM178 136H179V135H178ZM187 136H188V135H187ZM193 136H194V135H193ZM163 137H164V135H163ZM166 138H167V137H166ZM166 138H165V139H166ZM247 139H248V138H247ZM247 139H246V140H247ZM246 140H245V141H246ZM248 140H249V139H248ZM254 140H255V139H254ZM176 141H178V140H176ZM176 141H175V142H176ZM230 142H231V141H230ZM85 146H86V145H85ZM87 147H88V146H86V148H87ZM181 147H182V146H181ZM190 148H191V147H190ZM241 149H242V148H241ZM91 150H92V149H91ZM245 150H246V149H245ZM75 154H76V153H75ZM246 178H247V177H246ZM216 204H217V203H216ZM218 205H219V204H218ZM216 208H217V207H216ZM41 247H44V246H41Z\"/></svg>","mask_w":264,"mask_h":264}]
</instances>
